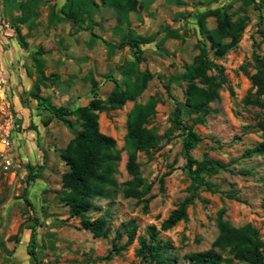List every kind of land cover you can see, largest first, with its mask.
I'll return each instance as SVG.
<instances>
[{
	"label": "rangeland",
	"instance_id": "1",
	"mask_svg": "<svg viewBox=\"0 0 264 264\" xmlns=\"http://www.w3.org/2000/svg\"><path fill=\"white\" fill-rule=\"evenodd\" d=\"M20 1L31 7L34 0ZM67 1L37 0L34 16L17 25L28 45L23 50L11 28L12 19L21 10L7 8L0 0V264H33L29 255L31 228L39 264H145L139 243L150 241V228L168 259L188 264L187 255L212 248L222 210L223 221L233 227L251 224L264 241V156L242 157L246 148L261 141L256 124L264 120V107L245 102L253 92L249 77L256 73L255 58L264 54V0H255L256 6L245 9L248 20L237 48L220 59L209 52L208 58L224 70L226 83L217 99L209 103L211 111L204 121L193 126L200 142L192 155L197 161L228 164L232 170L204 175L212 191L204 187L195 190L185 168L180 131L172 124L175 103L184 102L186 87L177 77L204 40L198 32V17L228 5L226 11L232 14L239 11L240 3L150 0L130 13L126 23L100 0H93L99 7L91 20L85 19L84 26L89 29L81 31L62 14ZM205 21L208 29L215 26L213 17ZM128 29L144 37L155 35L153 42L140 45L142 60L136 65L153 78L135 100L127 101L121 109L99 113V131L116 143L118 160L113 177L117 187L109 189V197L94 199L93 209L86 214L91 221L98 217L106 220L105 237H94L82 229L79 219L69 217L68 207L58 199L62 176L68 170L60 155L80 128L74 117H70L72 129L54 118L49 120L50 114L28 96L37 79L32 53L35 49L44 52L39 58L45 77L40 95L72 112L93 98L107 99L113 80L123 81L120 67L134 62V54L129 47L112 49L104 41L118 46ZM150 100L155 101V113L144 127L159 140L154 149L137 153L136 170L151 188L140 199L124 198L123 184L132 179L125 169L128 117L134 105ZM33 173L39 178L28 182ZM192 194L195 197L186 206V219L162 229L170 213ZM113 246L122 250L109 260L100 259ZM220 253L231 260L229 264H246L228 250Z\"/></svg>",
	"mask_w": 264,
	"mask_h": 264
},
{
	"label": "trees",
	"instance_id": "2",
	"mask_svg": "<svg viewBox=\"0 0 264 264\" xmlns=\"http://www.w3.org/2000/svg\"><path fill=\"white\" fill-rule=\"evenodd\" d=\"M174 1L176 0H167V2ZM234 1L240 3L238 12L229 14L226 11L230 7L228 5L222 9L207 10L198 17V32L204 40L196 46L199 49L198 54L177 77L181 83H186V87L183 89L184 102L176 101L175 103L172 124L176 130L180 131L182 151L186 156L185 168L195 185V190L204 187L212 191V184L203 179L205 174H214L219 170L232 172L228 168V164L219 161H211V159L197 161L192 152L200 142V137L194 131L193 126L204 121L205 116L211 111L208 106L209 103L217 99L218 91L226 83L224 70L208 58L209 52L214 59H220L228 51L237 48L248 20L245 9L249 6H256L255 0ZM36 2L37 0L33 1L31 8L26 2L20 0H4L7 8L21 10L20 15L12 19L11 28L15 30L18 43L23 50H26L28 45L17 25L26 23L29 16H34L33 6L36 5ZM149 2L150 0H100L102 6L109 7L116 13L119 21L126 23L130 13L137 11L143 6V3L149 4ZM98 7L99 5L93 0H83L82 3L68 0L62 7V14L73 21V24H77L81 31H86L89 27L84 26L85 19L91 20L90 15ZM209 17L215 19V26L212 29H208L206 26L205 20ZM259 33L262 34L261 30ZM154 39L155 35L144 37L128 29L118 46L104 41L112 49L129 47L135 60L132 63L125 62L120 67L123 81L113 80L115 85L107 99L93 98L86 106L79 107L72 112L68 107L50 104L47 98L40 95V86L43 85L45 77L39 58L44 52L42 49H35L32 53L37 79L32 84L28 96L36 101L39 109L42 108L50 114L49 120L54 118L72 129L74 125L70 121V117H74L75 123L80 128L60 155L68 170L62 176V190L58 199L68 207L69 217L79 219L82 229L94 237H105L106 220L103 217H98L91 221L86 214L93 209L94 199L109 197V189L117 187L113 177L116 173L115 162L118 160L115 152L116 143L114 139L99 131L97 123L99 113L107 109H121L127 101L135 100L146 89L153 75L148 72H140L136 65L142 60L143 50L140 45L150 44ZM255 63L256 73L249 77L253 92L251 96L246 97L245 102L248 105L263 108L264 54L261 58H255ZM166 88L168 89V87ZM154 113L155 101L150 100L144 105H134L129 114L125 140L128 152L125 169L132 176V179L123 184L125 187L122 192L124 198L140 199L151 188V185L147 184L136 170V157L138 152H148L157 146L159 138L144 127L148 118ZM191 115H197V117L192 118ZM47 123L44 124L47 125ZM256 129L260 132L261 141L252 148H246L242 153L243 158L251 159L255 156H264V120L256 124ZM38 178V174H30L28 182H35ZM194 197L195 194H192L178 209L173 210L163 222L162 229L175 227L180 221L185 220L186 206L192 203ZM261 204L264 208V198ZM223 212L222 210L219 213L217 220L218 235L212 244V248L187 255L188 264H229L231 260L223 257L220 253L225 250L246 264H264V241L261 240L257 229L251 224L233 227L227 221L222 220ZM149 230L150 241L141 240L139 243L138 252L144 263L174 264L173 260L168 259L165 252L162 251L153 228ZM29 246V255L33 264H39L35 252V230L33 228H31ZM120 250L122 248L113 246L108 254L104 258L100 257V259L109 260Z\"/></svg>",
	"mask_w": 264,
	"mask_h": 264
},
{
	"label": "crops",
	"instance_id": "3",
	"mask_svg": "<svg viewBox=\"0 0 264 264\" xmlns=\"http://www.w3.org/2000/svg\"><path fill=\"white\" fill-rule=\"evenodd\" d=\"M21 74H22V76H23V74H24V73H23V72H21ZM27 80H30V79L27 77ZM30 99H31V98H30ZM32 100H33V99H32ZM33 101H35V100H33Z\"/></svg>",
	"mask_w": 264,
	"mask_h": 264
}]
</instances>
